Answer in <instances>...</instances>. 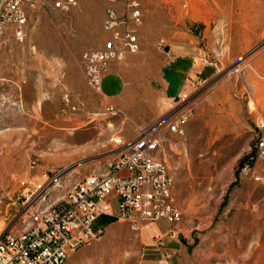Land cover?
<instances>
[{
	"label": "rangeland",
	"instance_id": "374dc122",
	"mask_svg": "<svg viewBox=\"0 0 264 264\" xmlns=\"http://www.w3.org/2000/svg\"><path fill=\"white\" fill-rule=\"evenodd\" d=\"M75 1L67 14H31L23 42L0 23V235L17 226L25 195L102 175L141 131L165 133L185 116V137L162 156L190 237L185 264H264V0H141V25L129 24L140 52L110 64L103 96L84 80L82 54L112 39L110 3ZM191 40L205 69L175 98L158 82L165 49ZM98 228L103 238L66 264H140L130 223L103 217Z\"/></svg>",
	"mask_w": 264,
	"mask_h": 264
},
{
	"label": "built area",
	"instance_id": "2783aa9c",
	"mask_svg": "<svg viewBox=\"0 0 264 264\" xmlns=\"http://www.w3.org/2000/svg\"><path fill=\"white\" fill-rule=\"evenodd\" d=\"M123 4L125 15L119 16L116 5ZM104 22L112 34L101 50H86L82 65L89 87L103 96L104 78L113 61L140 52L136 30L129 24L141 25V0H109ZM75 0H0V23L11 27L23 42L28 35L31 14L50 9L69 13ZM66 103L70 99L66 97ZM105 114H114L109 108ZM187 119L173 121L165 133L141 131L129 150L110 165L102 175H92L62 193L60 178L36 193L24 196V214L15 228L0 235V264H66L82 247L100 241L105 229L94 226L103 217L128 222L134 230L165 221L178 225L183 214L175 200V179L167 165L165 148L176 149L173 136L184 138ZM258 128L264 129V119ZM264 158V138L257 143ZM118 201L119 214L115 211Z\"/></svg>",
	"mask_w": 264,
	"mask_h": 264
},
{
	"label": "crops",
	"instance_id": "0c3cea01",
	"mask_svg": "<svg viewBox=\"0 0 264 264\" xmlns=\"http://www.w3.org/2000/svg\"><path fill=\"white\" fill-rule=\"evenodd\" d=\"M168 69L165 78L158 82L169 95L178 98L189 89V84L197 81L205 67L199 63V43L191 40L166 48ZM84 80L86 77L84 76ZM139 238L142 247L140 264H185L189 240L186 227L171 225L165 221L152 223L140 228Z\"/></svg>",
	"mask_w": 264,
	"mask_h": 264
},
{
	"label": "water",
	"instance_id": "95a60500",
	"mask_svg": "<svg viewBox=\"0 0 264 264\" xmlns=\"http://www.w3.org/2000/svg\"><path fill=\"white\" fill-rule=\"evenodd\" d=\"M256 50H257V49H256ZM256 50H255V51H256ZM240 63H241V62H240ZM238 65H239V64H238Z\"/></svg>",
	"mask_w": 264,
	"mask_h": 264
}]
</instances>
